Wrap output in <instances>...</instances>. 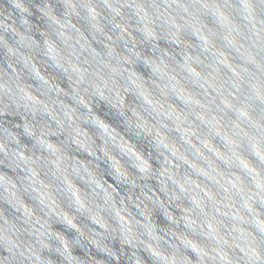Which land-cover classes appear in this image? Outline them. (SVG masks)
<instances>
[{"label": "water", "instance_id": "1", "mask_svg": "<svg viewBox=\"0 0 264 264\" xmlns=\"http://www.w3.org/2000/svg\"><path fill=\"white\" fill-rule=\"evenodd\" d=\"M0 264H264V0H0Z\"/></svg>", "mask_w": 264, "mask_h": 264}]
</instances>
